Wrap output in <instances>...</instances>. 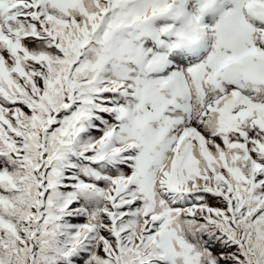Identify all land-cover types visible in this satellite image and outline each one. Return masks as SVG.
<instances>
[{
  "label": "snow or ice",
  "instance_id": "obj_1",
  "mask_svg": "<svg viewBox=\"0 0 264 264\" xmlns=\"http://www.w3.org/2000/svg\"><path fill=\"white\" fill-rule=\"evenodd\" d=\"M0 264H264V0H0Z\"/></svg>",
  "mask_w": 264,
  "mask_h": 264
}]
</instances>
